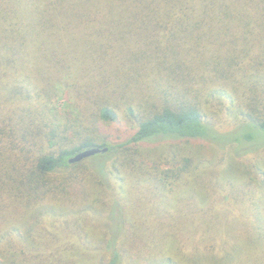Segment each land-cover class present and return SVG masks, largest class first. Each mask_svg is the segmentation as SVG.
<instances>
[{"label":"trees","instance_id":"1","mask_svg":"<svg viewBox=\"0 0 264 264\" xmlns=\"http://www.w3.org/2000/svg\"><path fill=\"white\" fill-rule=\"evenodd\" d=\"M129 13H142L152 24L154 41L145 47L150 52L144 55H157L169 67L173 77L163 93L169 90L182 95L167 100L163 107L153 106L150 112L128 107L130 132L115 141L104 136L99 125L118 121L119 106L110 104L107 79L96 86L90 81L96 68L106 78L101 59L108 48L107 37L100 31L108 27L112 16ZM70 35L74 36L73 46L82 51L80 61L61 54L57 59L50 57L56 63L48 62L52 76L43 85L35 78L37 66L27 70L28 65L46 60L45 54ZM103 44L104 52L99 54ZM185 49L188 61L194 64L206 66L224 60L226 83H210L219 81L215 78L221 73L211 68L203 73L208 84L190 75L180 59ZM169 52L174 53L171 60ZM141 56L139 59L150 61ZM72 59L76 66L79 62L81 71L75 69ZM178 66L180 70H175ZM75 76H81L80 83L71 82ZM176 76L180 84L175 83ZM254 76L260 92L248 98V111H242L241 122L231 128L208 115L202 103L206 93L241 91ZM187 78L192 85L186 86ZM60 92L74 95L80 105L78 117L72 111L49 108L47 98H40L43 93ZM82 98L89 100L88 109L81 106ZM183 141L231 149L242 162H253L263 154L264 0H0V264H129L131 254L125 246L132 250L144 238L122 222L126 176L169 194L172 182L206 170L198 168L193 159L177 168L161 170L159 164L148 165L145 158L152 155L146 145ZM46 147L54 150L42 152ZM90 148L109 151L69 163ZM258 176L264 184V173ZM243 187L251 206L249 224L242 223L251 234L246 240L249 247L244 246L239 257L224 256L225 239L210 236L203 248L207 254L223 257L226 264H264V208L257 206L263 192L252 182ZM86 192L95 201L85 200L81 206L99 205L103 210L104 220L98 228L81 216L67 220L64 226L51 219L60 216L50 215L43 224L38 221L26 237L17 228L7 231L18 220L14 208L19 202L27 204L29 213L44 207L57 210L61 204L78 206L76 198ZM228 210L230 206L214 205L200 213L219 215ZM157 229L165 233L167 228ZM143 231L149 234V226H143ZM145 243L151 251L147 237ZM160 254L162 264H182L173 253Z\"/></svg>","mask_w":264,"mask_h":264},{"label":"rangeland","instance_id":"2","mask_svg":"<svg viewBox=\"0 0 264 264\" xmlns=\"http://www.w3.org/2000/svg\"><path fill=\"white\" fill-rule=\"evenodd\" d=\"M150 26L152 24L144 14L129 13L112 16V19L108 21V27L99 33L107 37L108 48L101 59L106 69V78H101V73L96 68L90 83L96 86L100 81L107 79L110 85L111 98L109 101L112 106H119V119L114 123H101L99 126L104 136L115 141L127 134L128 131L130 132L132 123L127 116L128 107L134 106L138 108V111L144 109L150 112L153 106L163 107L167 100L171 102L172 98L182 95V93H169V90L163 93L173 77L168 71L169 67L156 59L157 55L153 54L155 58L150 53L144 55L145 52H150L145 47L154 41ZM72 38L74 39V36L70 35L62 45L45 54L46 60L35 61L28 65L27 70L32 69V66H37L35 76L37 81L46 85L51 78L50 67L47 65L48 62L55 64L56 61L49 60L50 57L57 59L61 54L80 61L82 51L73 46ZM168 42L171 47L175 46L173 39ZM104 49L105 44L99 48V54H102ZM187 50L182 52L183 56L180 59L185 63L184 69H187L190 75L199 76L201 83L208 84L203 73L206 69L211 68L221 73L218 78H215L219 81H210V83L217 85L226 83L224 80L226 62L224 60L221 63L204 62L206 66L203 63L194 64L188 61ZM219 51L221 50L216 51L218 56ZM139 54L143 56H141L143 59L150 61L139 59ZM167 55L169 59L174 58V53L169 52ZM72 60L77 70L80 64L77 62L76 66V60ZM78 69L81 71L79 67ZM175 70H180V66ZM236 76H239L238 72ZM80 77L75 76L71 82L76 84L79 81L80 83ZM186 80V86L193 84L190 78ZM175 83L180 84L178 76L175 78ZM240 89L242 90L235 91V93L219 91L206 93L202 98V103L208 115L220 125L231 128L235 123L241 122L243 119L241 113L244 114L242 111H248L250 102L248 98L258 95L260 92L257 78L251 77ZM98 93L95 94L98 95ZM73 97L72 93L60 92L52 93L49 96L43 93L40 98H47L49 108L62 113L72 111V114L75 113L74 116H76L79 115L76 108L80 105L75 102L76 99ZM81 106L88 109L89 100L82 98ZM146 146V148H150L146 151L152 155L150 158H145L148 165L159 164L162 170L171 167L177 168V166L185 165L188 159H193L198 168L206 171L192 173L194 174L192 177L188 173L182 176L180 181L172 182L170 186L172 191L169 194L155 190L154 187H150L144 182L142 185L140 182L142 180L134 176H126L128 180L125 187L124 212L121 213L122 222L128 223L131 228L134 227L132 232L134 231L133 233L138 237L144 238L143 244H135V248L132 250L128 245L125 246L126 253L131 254L129 264H162L159 257L160 253L164 251L173 253L176 256L175 259L182 264H226L223 257H215L204 251L205 241L210 239V236L225 239L222 246L224 256L239 257L244 254V246L249 247L246 240L250 238L251 234L242 227V223L249 224L248 215L251 214V206L246 203L249 193L243 186L252 182L253 186L255 184L260 188L263 194L258 200L257 206L264 208V187L260 186L264 184L261 183L258 176L264 173V152L260 156H256L253 162H242L232 155L231 149L225 151L205 142L183 141ZM51 150L54 149L46 147L42 152ZM146 154L143 152V155ZM254 190L256 189L252 188V191ZM76 200L78 206L61 204L62 206L57 210L44 207L31 211V213L26 210L25 205L27 204L19 202L21 204L14 208L18 220H15L7 231L17 228L16 230L26 237L38 221L43 224L48 218L47 216L50 215L60 216L51 219L61 221L64 226L67 220L81 216L86 222H90L98 228L104 220L103 210L99 208L101 206L94 207L91 204L81 206L85 200L95 201V197L92 199V194L86 192ZM214 205L230 206V210L219 215H201L200 211L203 212ZM252 211L257 219L256 212L254 209ZM262 220L264 221V218ZM143 226H149V234H144ZM158 226H166L165 233L163 230L157 229ZM146 237L152 243L150 248L152 250L149 252L145 248Z\"/></svg>","mask_w":264,"mask_h":264},{"label":"water","instance_id":"3","mask_svg":"<svg viewBox=\"0 0 264 264\" xmlns=\"http://www.w3.org/2000/svg\"><path fill=\"white\" fill-rule=\"evenodd\" d=\"M108 151H109L108 148H104V149L90 148V149H87V150H84L78 153L76 156H74L73 158L69 160V163L70 164L81 163L84 160L94 157L96 155L108 153Z\"/></svg>","mask_w":264,"mask_h":264}]
</instances>
